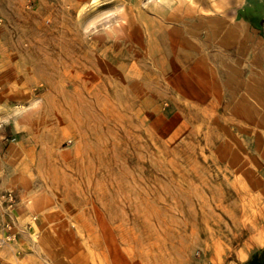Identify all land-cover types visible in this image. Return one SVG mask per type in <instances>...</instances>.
<instances>
[{
  "label": "rangeland",
  "instance_id": "374dc122",
  "mask_svg": "<svg viewBox=\"0 0 264 264\" xmlns=\"http://www.w3.org/2000/svg\"><path fill=\"white\" fill-rule=\"evenodd\" d=\"M243 1H29L0 23V129L34 152L28 202L59 235L55 264H232L263 234L264 107L220 87L250 53ZM195 58L213 71L193 74Z\"/></svg>",
  "mask_w": 264,
  "mask_h": 264
},
{
  "label": "crops",
  "instance_id": "0c3cea01",
  "mask_svg": "<svg viewBox=\"0 0 264 264\" xmlns=\"http://www.w3.org/2000/svg\"><path fill=\"white\" fill-rule=\"evenodd\" d=\"M29 1L36 2L39 7L46 2V0H0V17L5 20V27L23 22V19L27 17L26 5ZM242 5L246 6L236 12V31L244 33V36L240 42L238 40L237 47H241L243 50L248 49L250 53L245 58L234 59L235 70L236 73L238 72L237 78L234 81L229 80V85L220 84V87L240 88L239 93H228L227 96L242 98L241 101L232 100L230 105L244 103V105L252 107H264V0H244ZM246 53L248 52L246 51ZM205 61V58H195L191 69L192 73H200L205 76L208 71L212 72L211 68L209 70L204 66L206 65ZM198 81L200 87L203 88L214 86L211 82L207 84L205 79ZM8 91L7 88H0V98L11 96L12 94ZM210 95L216 96V93L207 94L204 91L200 96ZM4 108L2 107V110ZM13 134L14 129L11 123L5 122L4 127L0 129V195L6 191H14L20 200V205L13 215L16 219L15 231L18 233V238L0 248V264H55L57 261L54 251H52L54 245L48 243L47 249L45 244L47 242L56 243L57 240H60L57 238L59 235L54 236L44 226L41 202L38 199L28 202L30 198H33L32 180L29 178L31 177L29 172L30 166L35 161L34 152L30 150L28 151L30 154L26 155L27 149L20 142L12 141ZM33 215L40 217L41 220L33 222ZM6 221L7 218L0 215V236L4 233L3 228ZM262 247H264V231L263 234L253 238L236 251V261L232 264H242L252 255L258 253ZM110 260L113 264H119L115 258ZM81 261V257L76 259V262ZM121 262V264H130V259H123Z\"/></svg>",
  "mask_w": 264,
  "mask_h": 264
},
{
  "label": "built area",
  "instance_id": "2783aa9c",
  "mask_svg": "<svg viewBox=\"0 0 264 264\" xmlns=\"http://www.w3.org/2000/svg\"><path fill=\"white\" fill-rule=\"evenodd\" d=\"M3 22V18L0 17V23ZM20 205V200L16 196L14 191H6L0 195V215L7 218L4 224V233L0 236V248L7 243L16 241L18 233L15 231L16 219H14V212ZM37 218L34 216L33 221Z\"/></svg>",
  "mask_w": 264,
  "mask_h": 264
},
{
  "label": "bare ground",
  "instance_id": "6f19581e",
  "mask_svg": "<svg viewBox=\"0 0 264 264\" xmlns=\"http://www.w3.org/2000/svg\"><path fill=\"white\" fill-rule=\"evenodd\" d=\"M125 67V66H124ZM126 79V78H125ZM126 84H127V79H126ZM103 86H104V88L106 89V91L109 93L110 92V90H114V89H116L114 86H111V84L109 83V78L108 77H106V80H103ZM99 102V101H98ZM98 102H91V101H88L87 99L85 100V99H80V100H75L74 101V106H76V105H79V107L81 108H83V106H85V108L88 110V109H90V108H92V107H97V105H98ZM65 104L66 105H70L71 103H69L68 102V104L65 102ZM80 110H78V112H79ZM78 112H74L73 114H71L70 115V118H69V120H68V126H67V128L68 129H65V132H68V130H71V131H74V129H75V126H74V124H73V122H72V120H74L75 121V119H77V117L79 116L78 115ZM43 118V117H42ZM66 120V119H65ZM64 121V120H63ZM41 122H42V120H41ZM49 122V121H48ZM64 123H65V121H64ZM67 130V131H66ZM68 135V134H67Z\"/></svg>",
  "mask_w": 264,
  "mask_h": 264
}]
</instances>
